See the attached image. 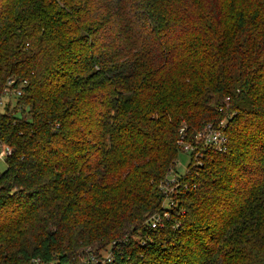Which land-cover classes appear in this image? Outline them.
I'll return each instance as SVG.
<instances>
[{"label":"trees","instance_id":"obj_1","mask_svg":"<svg viewBox=\"0 0 264 264\" xmlns=\"http://www.w3.org/2000/svg\"><path fill=\"white\" fill-rule=\"evenodd\" d=\"M8 88L0 264H264V0H0Z\"/></svg>","mask_w":264,"mask_h":264},{"label":"built area","instance_id":"obj_2","mask_svg":"<svg viewBox=\"0 0 264 264\" xmlns=\"http://www.w3.org/2000/svg\"><path fill=\"white\" fill-rule=\"evenodd\" d=\"M12 81L9 82V87L12 85ZM24 85L26 84V82L23 83ZM22 95L21 90H15L12 91L9 88L6 89V94L5 96H8V98H13L14 96L16 98L20 97ZM3 105V104H2ZM225 127H226V121H222L220 124L218 125H214V124H208L207 126H205L201 131L197 132L195 135H193V140L190 141V139L188 138V136L185 133V129H182L180 131V139L178 141L179 146L182 148L183 152L189 154V156L194 155L196 158L200 155V151L198 149L199 145H202L204 147H209L211 149H213L214 151L218 152V153H226L228 151V138L225 132ZM2 149V148H1ZM3 150H4V157H6L7 155L11 154V149L8 146H3ZM191 158V157H190ZM176 176H169L168 181H167V185L164 187L165 190V195H166V200H165V207L166 208H170L172 209L173 206L175 205L172 202L171 199V194L175 191V186L174 184L176 183ZM172 184L173 187H170ZM166 217L168 218L169 215L167 213L160 215V214H156L153 217H151L150 219V226L151 229L156 230L159 229L162 225V218ZM116 244V243H115ZM109 257H107L106 261L111 260L112 255L109 253L108 255ZM92 261H96L95 256L91 257ZM104 261L102 264H105ZM25 264H41V260L40 259H33L28 263Z\"/></svg>","mask_w":264,"mask_h":264},{"label":"rangeland","instance_id":"obj_3","mask_svg":"<svg viewBox=\"0 0 264 264\" xmlns=\"http://www.w3.org/2000/svg\"><path fill=\"white\" fill-rule=\"evenodd\" d=\"M8 100H10L11 102H8ZM7 103H12V106L11 107H14L15 104H16V97L14 96L13 98H8V96H5L2 100V103H1V106L0 107H3L5 106ZM3 104V105H2ZM1 109V108H0ZM190 156L189 154L183 152L182 148H181V153L179 155V158H178V164H177V167H176V170H177V174L178 175H183V174H186L187 170H188V166H189V163H190ZM198 160H194V163L196 164ZM6 170V163H5V157H4V150H3V147L2 149L0 148V172H4ZM171 176H175L174 173L171 174ZM135 240L138 239V238H134ZM100 255V258H99V262H104L106 261L107 257H109V253H101ZM106 263V262H105Z\"/></svg>","mask_w":264,"mask_h":264}]
</instances>
